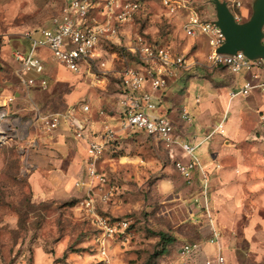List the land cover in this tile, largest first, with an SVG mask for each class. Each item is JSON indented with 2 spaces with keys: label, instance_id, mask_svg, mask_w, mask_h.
Returning a JSON list of instances; mask_svg holds the SVG:
<instances>
[{
  "label": "rangeland",
  "instance_id": "1",
  "mask_svg": "<svg viewBox=\"0 0 264 264\" xmlns=\"http://www.w3.org/2000/svg\"><path fill=\"white\" fill-rule=\"evenodd\" d=\"M243 1L252 9L253 0ZM142 2L144 12L136 15L128 27L145 31L151 40L186 56L192 55L196 61L195 67L188 73L185 70L166 89L177 109L182 105L190 109L195 129H199L202 137L223 114L227 116L224 133H214L204 140L206 148L209 147V163L205 165L210 169V162L215 161L219 164L216 170L220 169L210 174L207 197L208 204L212 199L218 201L215 205L209 204L214 217L221 210L226 218L225 221L217 218L226 263L264 264V110L248 107L244 100L247 108L235 107L242 95L232 100L228 92L240 86L236 73L224 66L210 69L203 65L208 49L206 42L186 36L179 20L165 15L160 0ZM63 3L64 0H0V94L20 87L10 63L9 45L15 42L13 38L26 29L45 24ZM200 4L208 17L215 16L213 2L201 0ZM21 41L20 49L27 51L28 40ZM199 44L204 45L201 50L197 49ZM38 52L44 58L50 57L45 47H39ZM103 55L108 62L120 61L112 59L110 54ZM53 67L54 76L59 80L52 82L54 97L43 101L48 109H62L67 103L64 94L74 89L68 97L71 100L82 86L94 107L113 93L114 83L106 85V90L92 87L87 80L79 78L78 72L50 60L46 70ZM243 72L246 70L239 71L238 76ZM195 98L199 101L195 102ZM167 104L163 102L164 106ZM22 105L18 102L16 109ZM231 116L233 120L229 123ZM60 125H65V121ZM122 134L117 146L105 152L100 160L108 185L93 188L100 214L111 220L124 216L130 219L126 238L108 240L105 261L179 264L181 242L193 241L199 236V219L192 215L194 206L198 207L193 196L199 186L185 188L186 182L159 140L141 131ZM17 146L16 143L0 146V264H103L97 240L99 230L81 203L86 186L74 184L81 173L79 166L73 172L72 183H66L62 189L47 187L38 192L30 181L33 168L25 172ZM201 151L199 147L198 152ZM38 169L41 188H44L50 174L41 167ZM224 170L230 175L222 178ZM215 172L218 179L212 182ZM83 173L86 178L85 167ZM166 177L170 184L162 188L160 183ZM57 178L61 179L60 175ZM108 188H112L109 200L100 201L99 192ZM160 231L175 237L164 252H161ZM199 257L193 256L198 261Z\"/></svg>",
  "mask_w": 264,
  "mask_h": 264
},
{
  "label": "built area",
  "instance_id": "2",
  "mask_svg": "<svg viewBox=\"0 0 264 264\" xmlns=\"http://www.w3.org/2000/svg\"><path fill=\"white\" fill-rule=\"evenodd\" d=\"M200 1L160 0L165 15L179 20L186 36L206 42L208 49L203 65L208 68L221 65L233 73L245 69L249 73L240 86L228 92L230 99L236 95H247L255 87L264 88V59L249 58L241 50L233 53L218 51L225 40L224 34L216 24L215 16L206 15ZM224 1L237 22L249 18L251 9H246L243 0ZM142 7L140 0H64L45 24L26 29L20 34L21 38L28 40L27 51L20 47L12 51L17 62L13 73L25 90L48 86L46 60L39 54V47L47 48L57 64L78 72L92 87L104 89L108 83H114L116 102L121 109L117 127L105 122L97 132L88 130V118L84 116L90 110L88 97L69 102L63 110L54 111H44L37 103L31 102L30 114L19 115L10 110L14 94H8L0 97V146L16 143L22 166L27 172L34 168L29 160V150L45 135L57 129L62 120L65 121L73 136L84 142L86 178H77L74 184L86 186V195L81 203L99 230L97 240L103 264H109L105 261L107 242L114 237L126 238L130 219L124 216L111 220L97 211L93 188L108 185V177L100 160L105 152L117 146L122 132L141 131L156 138L186 184L197 181L199 190L193 199L208 218L209 235L204 241H183L178 248L179 264H227L219 243L214 214L208 204L210 169L196 153V147L201 142L214 133H224L226 116L223 114L198 143H191L182 137L183 126H178L167 113L160 111L159 98L154 92L170 86L177 70L188 69L196 61H190L186 54L154 42L145 31L129 28L128 25L133 24ZM103 53L110 54L112 59L119 58L122 67L112 69L107 65ZM99 113H103V110L100 109ZM179 118L187 123L192 121V115L185 105L179 108ZM176 146L188 156L187 160L175 157ZM212 164L219 165L215 161ZM111 191L112 188H108L99 192L98 199L109 200ZM206 243H216L215 251H206ZM194 255H200L199 261L193 258Z\"/></svg>",
  "mask_w": 264,
  "mask_h": 264
},
{
  "label": "crops",
  "instance_id": "3",
  "mask_svg": "<svg viewBox=\"0 0 264 264\" xmlns=\"http://www.w3.org/2000/svg\"><path fill=\"white\" fill-rule=\"evenodd\" d=\"M247 8H250V7H246V9ZM13 39H14L13 41H15V42L10 43V45H9V47H10V63H11L12 72H13L14 68L17 66V62L12 56V51H13V49L20 47V42H22L21 40L23 38H21V36L19 35ZM203 47H204L203 44H201V45L199 44L197 49L201 50ZM50 57L45 58V60H46L45 61V68H46V64H48L50 60H52L53 62H55L57 64V62L54 60V58L53 57L50 58ZM49 58H50V60H49ZM188 59L190 61L195 60V58L192 55L191 56L189 55ZM57 65H59V64H57ZM107 65L110 66L112 69H120L123 64H122V61L120 60V61H115V62L114 61L113 62L107 61ZM193 67H195L194 64L188 69L177 70V75H176L174 82L177 80L178 77H180L185 72V70L188 73V70H190ZM212 68H210V69H212ZM54 70H55V67H53L51 70H46V75L48 78V86L46 88L33 87L31 89L25 90L22 87V85L19 83L20 84L19 90H17V91L9 90L5 93H1L0 97H2L4 95H8V94H14V98H13L12 102L10 103L9 108L12 112H15L19 115H29L30 114L29 108H30L31 102H35L39 106L47 109V107H45L43 101L45 100L46 97L47 98L54 97V95H55L54 90L53 89L51 90L52 82L54 80H59L58 78H56L54 76V73H53ZM238 73L239 72H237L235 75L236 82H237V84L241 85L244 82V80L249 77V73L247 71H246V73L243 72L242 74H240L241 76H238ZM78 76L80 78V75H78ZM262 78L264 79V75H262ZM80 79H82V78H80ZM107 85L109 86V83ZM171 85L172 84H170V86ZM98 88H100V87H98ZM106 89L107 88L105 87L104 90H106ZM166 89L167 88L160 90V91H157V92H154L157 94V97L159 98V102H160L159 109H160V111L167 113L173 120H175V122L178 124V126H183L184 129L181 133H182V137L185 140H187L191 143H198L199 140L202 139V136L200 135L199 129H195V125L193 123L195 121V118L193 117V113L189 109V111L192 115V121L190 122L191 126L187 127L186 126L187 122H183L179 118V108L177 109V106L172 101V98H170L167 95ZM261 89H264V88H261ZM73 91H74V89H72V91L64 94V101H65V103L66 102L69 103V102L78 100L79 98H82V97H88V100L90 103V110L88 113L84 114V116L86 118H88L86 125H87L88 130L90 132H97L98 130L101 129L102 125L105 122L109 123L113 127L118 126L119 115H120L121 109L116 102V96H115L114 90H112L113 93L109 94L110 96L106 101L100 102V104L96 105L95 107L92 105V101L90 100L91 98L86 95V92L83 93V86L81 88H79V93H74V96L72 97V99H74L76 97L74 100H72V99L68 100V97L71 96ZM243 100H244V102L248 103V107L255 108L256 110H264V90H260L259 87L252 88L251 91L247 95H242V98L235 102V104H234L235 107L241 106V108H247L245 105H243L244 104ZM164 101L169 103V105L167 104L166 106H164L163 105ZM198 101H196V98H195V102H198ZM18 102H22L23 105L19 109H16V105L18 104ZM13 106H14V108H13ZM219 107L221 109L220 104H219ZM100 109L103 110V113H99ZM226 118H227V116H226ZM232 120H233V116L230 117L229 123ZM238 131L240 132V134L242 133L241 130L238 129ZM205 141H203L199 145H197L196 153H197L199 159L203 163L208 164L209 163V151H208L209 147L206 148V146L204 144ZM199 147H201V149H202V151L200 153L198 152ZM85 155L86 154H85V149H84V142L77 140V138H75L73 136V134L70 132V130L68 129L66 124L60 125L57 129H55L54 131L45 135L34 148H31L29 150V160L30 161L32 160L34 162V168L31 170L32 172L30 174V181H31L32 187L35 188L38 192L44 191L43 189H45L47 187H50L49 189H52V188H56V189L61 188L62 189V187H64V185L66 183H70V182L72 183L73 177H74L73 172L76 169V166H79L78 167L79 170L81 169V173H80V176H78V178H84L83 177V175H84L83 169L85 167ZM175 157L180 158L182 160L188 159V156L178 146L175 147ZM39 167H41V170L42 169L47 170L50 174L48 177V180H46L47 184L44 186V188H41V184L39 181V177H40L39 176L40 174L38 172ZM209 168H210V174H211L212 171H215L217 167L214 164H212V162H210ZM216 171L220 172V169L218 168V170H216ZM217 172H215L214 177H212V182H214L218 179V176H216ZM59 175H60L61 179L57 178ZM228 175H230V174H228L227 170H226L225 172H221L220 176H222V178H223V177H227ZM162 180L163 181L160 183L162 188L163 187L166 188L167 186H169L170 180L167 177L162 179ZM195 186H197V181L191 185L187 184L185 186V188L192 189ZM188 189H185V190L187 191ZM194 196H193V198H194ZM221 196H222V198H224L223 195H221ZM210 203L212 205H215L216 203H218V201H216V199L215 200L212 199V200H209V204ZM192 215L198 217V219H199L198 221L200 223L199 224V236L195 240L200 239V240L204 241V239L209 235L208 218L206 216V213L203 212L202 210H200L198 207L194 206V208L192 210ZM217 216H218L217 218L220 219L221 221L226 220V218H224V214H223V212H221V210L218 212ZM217 218L214 217L216 226L218 223ZM219 243L221 244V247H222V238H219ZM216 247H217L216 243L204 244V249L206 251H209V252L215 251Z\"/></svg>",
  "mask_w": 264,
  "mask_h": 264
},
{
  "label": "water",
  "instance_id": "4",
  "mask_svg": "<svg viewBox=\"0 0 264 264\" xmlns=\"http://www.w3.org/2000/svg\"><path fill=\"white\" fill-rule=\"evenodd\" d=\"M215 22L225 40L218 51L233 53L241 50L249 58L264 59V0H253L251 14L243 22H237L224 0H213Z\"/></svg>",
  "mask_w": 264,
  "mask_h": 264
},
{
  "label": "trees",
  "instance_id": "5",
  "mask_svg": "<svg viewBox=\"0 0 264 264\" xmlns=\"http://www.w3.org/2000/svg\"><path fill=\"white\" fill-rule=\"evenodd\" d=\"M140 1L142 2V0H140ZM142 6H143V2H142ZM144 10H145V6L142 7L140 13L144 12ZM153 41L154 42H157L156 40H153ZM217 66H221V65H217ZM64 108H65V106L62 109H57V110H63ZM42 109L44 111H54L53 109H48V108L45 109L43 107H42ZM132 132H138V131H132ZM171 162L173 163V160H171ZM174 240H175V237L174 236H170V235L166 234L164 231H160L159 232V241H160V244L162 245L161 246V252H164L166 250V248H167L166 245L169 244V243H171V242H173Z\"/></svg>",
  "mask_w": 264,
  "mask_h": 264
}]
</instances>
